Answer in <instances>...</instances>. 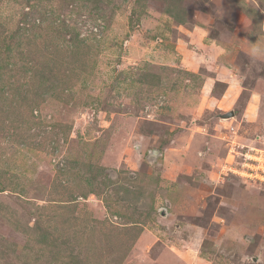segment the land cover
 Returning <instances> with one entry per match:
<instances>
[{
    "label": "rangeland",
    "instance_id": "obj_1",
    "mask_svg": "<svg viewBox=\"0 0 264 264\" xmlns=\"http://www.w3.org/2000/svg\"><path fill=\"white\" fill-rule=\"evenodd\" d=\"M0 264H264V0H0Z\"/></svg>",
    "mask_w": 264,
    "mask_h": 264
},
{
    "label": "clouds",
    "instance_id": "obj_2",
    "mask_svg": "<svg viewBox=\"0 0 264 264\" xmlns=\"http://www.w3.org/2000/svg\"><path fill=\"white\" fill-rule=\"evenodd\" d=\"M257 51H258V49L254 47V48L250 49L249 55H254Z\"/></svg>",
    "mask_w": 264,
    "mask_h": 264
}]
</instances>
